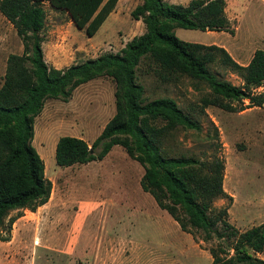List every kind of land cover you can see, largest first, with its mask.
<instances>
[{
	"label": "rangeland",
	"instance_id": "374dc122",
	"mask_svg": "<svg viewBox=\"0 0 264 264\" xmlns=\"http://www.w3.org/2000/svg\"><path fill=\"white\" fill-rule=\"evenodd\" d=\"M127 1L130 9L109 17L93 37L70 25L69 14L45 4V35L53 28V21L63 26V37L46 39L49 42L45 45V58L49 67L54 68L50 59L56 54L53 50L60 42L58 39L63 50L56 66L63 70L75 63L73 50L80 46L85 51L76 53L78 63L104 54H119L121 41L139 34L131 17L136 1ZM164 1L187 5L190 0ZM226 1V14L234 34L183 29H177L175 34L186 42L226 46L234 59L240 58L243 64L254 49H264V6L250 3L251 0ZM22 53V40L0 14V86L9 55ZM148 64V59H143L136 73V82L144 88L145 101L172 99L201 128L200 131L178 128L161 138L159 145L165 154L198 160L206 166L203 172L212 158L224 160V188L233 199L224 197L201 203L209 207V216L214 221L220 220L219 212L229 207L228 222L233 229L219 222L216 229L220 237L191 225L189 229L195 237L196 251L216 249L222 258L231 256V246L239 242L240 235L264 220V200L258 199L264 192V113L228 112L213 106L203 109L202 99L211 93L206 83L187 77L178 83H162ZM210 71L234 86L244 84L241 74L219 62L210 65ZM115 89L114 81L103 77L77 88L68 102L45 101L42 113L35 118L33 146L44 160L46 176L53 184L52 195L36 213L25 212L14 223L10 241H0V264H183L185 261L203 264L199 257L190 262L187 255L178 263L169 255L174 254L170 244L152 239L164 235L165 228L177 223L143 191L144 168L123 147L113 148L102 161L68 168L57 165L56 146L61 137L82 138L91 146L101 135L116 113ZM168 236L173 234L169 232ZM98 241L105 244L102 251L97 248ZM125 241L130 243L129 247L124 248ZM62 243L65 245L61 256ZM84 255L87 260L79 259Z\"/></svg>",
	"mask_w": 264,
	"mask_h": 264
},
{
	"label": "trees",
	"instance_id": "16d2710c",
	"mask_svg": "<svg viewBox=\"0 0 264 264\" xmlns=\"http://www.w3.org/2000/svg\"><path fill=\"white\" fill-rule=\"evenodd\" d=\"M119 0H0V14L14 27L23 43V54H11L4 82L0 86V241L11 240L14 223L25 212L36 213L51 198L53 184L46 176L44 160L33 146L35 118L48 99L68 102L80 86L98 79L114 81L116 113L93 145L84 139L64 136L56 146V162L61 168L102 161L115 146L144 168L141 187L180 228L193 236L189 225L220 237L216 229L228 222L229 207L210 218L207 205L228 197L224 189L225 163L214 157L203 172L202 162L175 158L159 145L163 137L178 128L200 131V125L172 99L146 102L144 88L136 82L143 59L162 83H178L187 77L206 83L211 93L202 107L243 112L264 106V50L257 49L249 64L241 65L218 45L180 40L175 31L228 32L234 29L226 14V0H191L187 5H170L164 0H141L131 13L142 19L146 32L134 37L119 54H104L70 66L50 68L43 53L47 21L45 4L68 13L75 27L93 37L114 12ZM219 62L241 74L243 86L219 79L210 65ZM248 101V104L245 102ZM206 167V166H205ZM13 215L12 213H15ZM233 255L222 258L210 250L212 264H264V223L240 235ZM230 249V250H231ZM225 253V252H223Z\"/></svg>",
	"mask_w": 264,
	"mask_h": 264
},
{
	"label": "crops",
	"instance_id": "0c3cea01",
	"mask_svg": "<svg viewBox=\"0 0 264 264\" xmlns=\"http://www.w3.org/2000/svg\"><path fill=\"white\" fill-rule=\"evenodd\" d=\"M136 1V4H135V7H137V6H139V5H141L142 4V1L141 0H135ZM191 1V0H190ZM189 1V2H190ZM250 3H255V4H257V5H260V6H264V0H251V2ZM129 3H128V1L127 0H119L118 1V3H117V5H116V9L114 10V12L113 13H111V15L109 16V17H111L112 15H118V13L120 14V12L121 13H123L122 11H124V10H128V9H130L129 8ZM135 9V8H134ZM68 14V13H67ZM108 17V18H109ZM107 18V19H108ZM8 22V21H7ZM9 23V22H8ZM105 23V22H104ZM10 24V23H9ZM46 24H47V21H46ZM52 24H53V28L50 30V32L48 33V35L46 34L45 35V33H44V31L42 32V36L44 37V42H43V45H42V48H43V53H44V60H45V62H46V64L49 66V64H48V62L46 61V55H47V53H46V42H49V41H46V39L47 40H54L55 38H56V36H58V38H61V37H63L62 36V28H63V26H62V24H59L57 21H53L52 22ZM70 25H72L73 27H75V25H74V23H73V21H72V19H71V21H70V23H69ZM104 25V24H103ZM135 27H137V30H138V36H140V35H143L145 32H146V27H145V24H144V22H143V20L142 19H140V20H135ZM61 32V33H60ZM58 33H60L59 35H57ZM85 33V32H84ZM134 33V32H133ZM134 37H136V36H133L129 41H126V42H124L123 43V41H121V43H122V45H121V49H123L124 47H125V45L128 43V42H130ZM264 37V36H263ZM58 41H60L58 44H57V47L53 50V52L54 53H56L55 54V56H52V58L50 59L51 61H50V63H51V65H53L54 66V68L55 69H58V70H63L62 68H60V67H57L56 66V64H57V62H59L60 60H61V54H60V52L63 50V43H62V41L60 40V39H58ZM262 43H263V46H264V39H262ZM90 44H93V41L91 40L90 41ZM84 47H78V48H75L73 51H74V53H75V55H74V64L73 65H76V64H78V58H77V56H76V53H84V49H83ZM225 49L228 51V49H227V47L225 46ZM257 49H254V51L250 54V56H249V58H248V60L245 62V63H243V64H241V61H240V58H236L235 60L238 62V63H240L241 65H247V64H249V62L251 61V59H252V56H253V54H254V52L256 51ZM262 50H264L263 48H262ZM229 52V51H228ZM230 53V52H229ZM23 54V53H22ZM19 55H21V54H19ZM232 56V55H231ZM234 56V55H233ZM232 56V57H233ZM98 58V57H97ZM234 58V57H233ZM96 80V79H95ZM92 81H94V80H92ZM91 82V81H90ZM89 83V82H88ZM87 84V83H86ZM85 85V84H84ZM83 86V85H82ZM247 110H252V111H258V113H264V106L262 107V108H252V109H247ZM115 147H117V146H115ZM115 147H113V148H115ZM113 150V149H112ZM112 150L110 151V153L112 152ZM109 153V154H110ZM108 154V155H109ZM107 155V156H108ZM106 156V157H107ZM105 157V158H106ZM104 158V159H105ZM85 165V164H84ZM225 189V188H224ZM258 199H261V200H264V192L263 193H261L260 194V197L258 198ZM28 213H31V212H28ZM33 214V213H32ZM264 223V220H262V222H260L259 224H257L256 226H258V225H261V224H263ZM255 227V226H254ZM166 230H164L163 232H164V235H161V234H158L159 236H155V237H152V239L154 240V241H163L164 243H168V244H170L171 246H172V251H173V253L174 254H169L172 258H174V260L176 261V262H178L179 263V260H180V258L181 257H185V255H187V257H189V258H191V259H189L190 260V262L191 261H194L195 260V258L196 257H199V258H201L200 260H201V263H203V264H212L213 263V258H212V256H211V258H210V252L209 251H207V250H202V249H198V251H196L195 249H196V242H195V240H194V238H193V236L191 235V234H189V233H187V232H184L181 228H180V226L177 224V225H171V226H169L168 228H165ZM162 232V231H161ZM166 232H168V233H166ZM169 232L170 233H172L173 234V236H171V237H169L168 235H169ZM66 236V235H65ZM162 236V237H161ZM66 238H67V236H66ZM161 238H163V239H161ZM65 243H67V242H65ZM65 243H62L61 244V246L59 247V253H60V255L62 256V253H61V250H62V248H63V246L65 245ZM123 244H124V248L125 247H129L130 246V243L128 242V241H125V242H123ZM105 244H101V242H99L98 241V243H97V248L99 247L100 248V250L102 251V249H103V246H104ZM106 245H108V244H106ZM107 248H109V246H107ZM158 249H160L161 251H162V249L161 248H158ZM99 256H100V254H99ZM258 257L260 258V259H263L264 260V253L263 254H259L258 255ZM79 259H81V260H87L88 259V257H85V255L82 257L81 256V258H79ZM72 260H76V259H70L69 261H72ZM186 262V264H190L189 262H187V261H185ZM185 262L183 263V264H185ZM200 264V263H199Z\"/></svg>",
	"mask_w": 264,
	"mask_h": 264
}]
</instances>
